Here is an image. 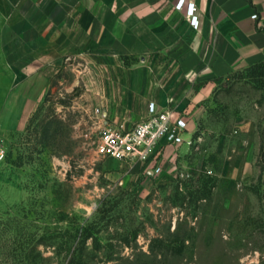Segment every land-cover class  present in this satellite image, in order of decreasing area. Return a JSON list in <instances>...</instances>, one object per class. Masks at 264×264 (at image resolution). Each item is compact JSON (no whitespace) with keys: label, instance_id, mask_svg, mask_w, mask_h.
I'll use <instances>...</instances> for the list:
<instances>
[{"label":"rangeland","instance_id":"374dc122","mask_svg":"<svg viewBox=\"0 0 264 264\" xmlns=\"http://www.w3.org/2000/svg\"><path fill=\"white\" fill-rule=\"evenodd\" d=\"M74 79L29 130H0V264H264V80L219 81L156 174L98 156Z\"/></svg>","mask_w":264,"mask_h":264},{"label":"crops","instance_id":"0c3cea01","mask_svg":"<svg viewBox=\"0 0 264 264\" xmlns=\"http://www.w3.org/2000/svg\"><path fill=\"white\" fill-rule=\"evenodd\" d=\"M179 1L0 0V130L27 129L71 70L93 131H130L155 104L185 117L191 135L218 82L264 62V0ZM166 149L162 168L183 146Z\"/></svg>","mask_w":264,"mask_h":264},{"label":"built area","instance_id":"2783aa9c","mask_svg":"<svg viewBox=\"0 0 264 264\" xmlns=\"http://www.w3.org/2000/svg\"><path fill=\"white\" fill-rule=\"evenodd\" d=\"M184 6L185 0H180L177 9L181 10ZM188 14L192 27L198 29L200 21L195 14L194 4L188 5ZM253 19H258V16L254 15ZM187 130L185 117H176L171 110L160 111L155 104H150L148 117L132 130L105 129L100 134L96 151L101 158L139 162L151 166L156 174H160L163 171L160 161L166 147L177 148L187 143L183 139ZM4 159L5 152L0 143V161Z\"/></svg>","mask_w":264,"mask_h":264},{"label":"trees","instance_id":"16d2710c","mask_svg":"<svg viewBox=\"0 0 264 264\" xmlns=\"http://www.w3.org/2000/svg\"><path fill=\"white\" fill-rule=\"evenodd\" d=\"M240 71H252V77L255 78V79H262L264 80V62H261V63H258V64H255L253 66H250L246 69H243V70H240ZM239 72V71H237ZM235 72V73H237ZM234 73V74H235ZM233 75V74H232ZM230 75V76H232ZM228 76V77H230ZM227 77V78H228ZM45 102V101H44ZM43 105V104H42ZM41 105V106H42ZM41 106L37 109V111L35 112V114L33 115V118H31L30 122H29V125H28V129L29 130V127L30 125L32 124L33 120H34V117L36 116V113L40 110Z\"/></svg>","mask_w":264,"mask_h":264}]
</instances>
